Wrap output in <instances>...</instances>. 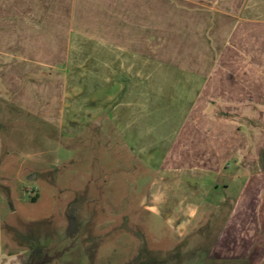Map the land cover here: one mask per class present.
<instances>
[{
	"label": "crops",
	"instance_id": "1",
	"mask_svg": "<svg viewBox=\"0 0 264 264\" xmlns=\"http://www.w3.org/2000/svg\"><path fill=\"white\" fill-rule=\"evenodd\" d=\"M0 101L70 136L109 125L179 229L221 184L209 255L263 261L264 0H0Z\"/></svg>",
	"mask_w": 264,
	"mask_h": 264
},
{
	"label": "rangeland",
	"instance_id": "2",
	"mask_svg": "<svg viewBox=\"0 0 264 264\" xmlns=\"http://www.w3.org/2000/svg\"><path fill=\"white\" fill-rule=\"evenodd\" d=\"M96 123L70 136L0 101V264H221L209 250L226 189L186 226L167 223L140 203L152 172Z\"/></svg>",
	"mask_w": 264,
	"mask_h": 264
},
{
	"label": "trees",
	"instance_id": "3",
	"mask_svg": "<svg viewBox=\"0 0 264 264\" xmlns=\"http://www.w3.org/2000/svg\"><path fill=\"white\" fill-rule=\"evenodd\" d=\"M32 199H34V197H32ZM45 262V260H40V261H37V262H35V263H31V264H42V263H44Z\"/></svg>",
	"mask_w": 264,
	"mask_h": 264
}]
</instances>
